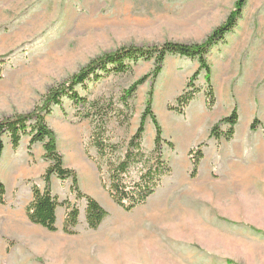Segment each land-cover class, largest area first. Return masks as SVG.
<instances>
[{
	"label": "rangeland",
	"instance_id": "1",
	"mask_svg": "<svg viewBox=\"0 0 264 264\" xmlns=\"http://www.w3.org/2000/svg\"><path fill=\"white\" fill-rule=\"evenodd\" d=\"M237 3L0 0V122L44 110L51 93L98 59L126 48L151 51L175 44L202 49L213 98L208 106L200 57L167 55L161 68L154 58L140 59L130 62L131 71L125 74L100 73L97 81L90 76L75 87L85 106L65 97L50 106L44 122L54 135L62 168L73 171L80 192L107 212L96 230L89 229L85 203L75 200L70 180L51 176L52 195L79 211L72 235L62 231L63 206L55 211V232L31 224L26 216L31 189L43 188L42 176L50 165L43 160V144L28 151V136L16 148L4 137L0 264H264V0ZM232 18V28L209 44ZM194 75L190 89L197 91L179 115L170 106ZM143 78L125 111L122 96ZM147 101L162 138L173 145L163 146L170 173L144 205L125 212L101 186L86 115L90 104L116 113L107 129L122 154ZM232 112L231 139L213 136ZM219 131L228 128L222 125ZM153 136L147 117L141 145L145 152L151 150ZM198 148L202 159L191 176L190 152Z\"/></svg>",
	"mask_w": 264,
	"mask_h": 264
},
{
	"label": "trees",
	"instance_id": "2",
	"mask_svg": "<svg viewBox=\"0 0 264 264\" xmlns=\"http://www.w3.org/2000/svg\"><path fill=\"white\" fill-rule=\"evenodd\" d=\"M237 5H243L244 0H237ZM239 9V8H238ZM235 20L230 19L229 22L221 26L215 31L209 40V44L216 43L221 40L222 36L228 32L234 25ZM167 55H176L187 58H201L199 60L200 70L206 72V97L208 98V106L212 105V90L208 82L209 69L202 58V49L190 48L182 45L168 44L159 49L143 50L137 48H126L119 52L105 56L98 59L80 75L76 76L70 82L62 85L54 93L48 96L44 110H37L30 115L20 116L13 119H8L0 122V157L3 151V138L7 137L13 148H16L21 140V137L28 136V151L31 150L32 145L42 143L45 154L43 160L50 162L42 176L43 188L39 189L33 186L32 201L26 208V216L31 224L41 226L49 232H55L56 208L63 206L66 208L62 231L67 235L74 234V228L78 223V209L73 205L69 207L67 201L58 202L55 196L52 195L50 188V178L55 176L60 181L70 180V190L76 201H84L85 203V221L86 225L91 230H96L104 218L107 217V212L90 197L82 194L77 186L76 177L73 171L62 168V157L56 151L54 143V135L48 129L44 122V116L49 114V108L52 105H59L61 98L65 97L74 104H84L82 98L78 96L75 87L82 86L85 81H97L101 78V74H125L131 71L130 62H136L140 59L148 60L154 58L156 61V68H161V62ZM99 73V74H96ZM160 69L154 70L155 77L159 74ZM194 75L189 80V84L183 92L175 99L174 106H170V110L175 111L181 115L184 109L194 99L196 89L191 83L196 79ZM145 80L134 83L128 91L122 96V104L125 111L129 110L127 101L133 96L138 85H141ZM92 108L87 113L86 117L91 120L92 130L90 134L89 144L94 148L96 160H94L96 170L99 173L100 182L103 190L108 194L110 199L125 212H130L132 209L142 206L146 203L148 198L154 193L160 185L161 180L168 176L170 168L163 157V146L168 149H173V145L165 141L161 136V129L158 126L154 115L150 110V102L147 101L139 125L133 136L126 143L125 148L120 154V146L112 143L108 135L107 123L116 113H110L109 109L105 110L103 107H97L90 104ZM122 114V113H121ZM235 113L232 112L226 119L220 121L215 127L212 135L216 138L223 137L225 140H230L233 131L232 128L236 122ZM147 117H150L153 129V144L149 152H145L142 145V138L144 132V122ZM226 125L228 131L222 133L219 127ZM203 145V144H202ZM200 145V146H202ZM192 158L191 176L197 171L198 164L202 159V153L199 148L196 151L190 152ZM0 205H5V188L0 182Z\"/></svg>",
	"mask_w": 264,
	"mask_h": 264
},
{
	"label": "bare ground",
	"instance_id": "3",
	"mask_svg": "<svg viewBox=\"0 0 264 264\" xmlns=\"http://www.w3.org/2000/svg\"><path fill=\"white\" fill-rule=\"evenodd\" d=\"M158 203H159V202H158ZM159 205H160V203H159ZM157 206H158V204H157ZM159 207H160V206H159ZM159 207H158V208H159ZM159 211H160V210H159ZM154 212H155V211H154ZM157 212H158V211H157ZM161 212H162V211H161ZM161 212H160L159 214H161ZM156 214H157V213H156ZM156 214H155V215H156ZM155 215H154V216H155ZM162 215H163V214H162ZM162 215H161V216H162ZM153 218H154V217H153ZM28 230H29V231H28L29 234L36 233V231H35L34 229H28Z\"/></svg>",
	"mask_w": 264,
	"mask_h": 264
}]
</instances>
